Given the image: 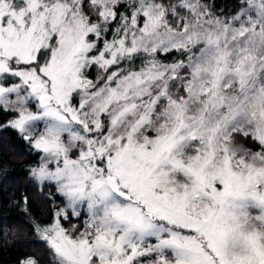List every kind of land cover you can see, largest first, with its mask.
I'll use <instances>...</instances> for the list:
<instances>
[{
	"label": "snow or ice",
	"instance_id": "6c2138e0",
	"mask_svg": "<svg viewBox=\"0 0 264 264\" xmlns=\"http://www.w3.org/2000/svg\"><path fill=\"white\" fill-rule=\"evenodd\" d=\"M6 132L47 264H264V0H0Z\"/></svg>",
	"mask_w": 264,
	"mask_h": 264
},
{
	"label": "trees",
	"instance_id": "16d2710c",
	"mask_svg": "<svg viewBox=\"0 0 264 264\" xmlns=\"http://www.w3.org/2000/svg\"><path fill=\"white\" fill-rule=\"evenodd\" d=\"M221 7H226L231 0H216ZM31 157L24 153V145L14 134L6 132L0 135V165L7 169V177L0 176V225L13 233L7 241L0 238V264H17L25 254H32L47 264V253L24 224L25 219L20 208L13 206V198L27 194L33 216L47 221L49 219L48 202L37 194L36 189L25 179V170Z\"/></svg>",
	"mask_w": 264,
	"mask_h": 264
}]
</instances>
